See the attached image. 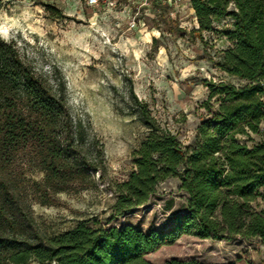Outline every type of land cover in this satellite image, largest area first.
Here are the masks:
<instances>
[{"label":"trees","instance_id":"16d2710c","mask_svg":"<svg viewBox=\"0 0 264 264\" xmlns=\"http://www.w3.org/2000/svg\"><path fill=\"white\" fill-rule=\"evenodd\" d=\"M189 1L199 24L192 34L202 42L216 21L233 20V29L225 32L231 45L213 63L246 83L205 81L211 117L188 146L165 131L130 88L150 133L133 154L134 169L116 184L112 218L150 204L159 185L176 179L184 202L175 209L174 197L165 201L163 210L173 217L165 229L90 220L54 236L40 229L27 189L35 202L55 205L59 193L93 187L96 172L103 176L107 170L105 148L91 137L89 123L73 115L63 77L38 72L14 40L0 35V264H153L147 253L184 234L259 238L264 244V209L259 208L264 201V0ZM162 20L170 32H184L176 19L162 15ZM214 97L216 108L210 103ZM21 156L44 173L43 181L26 177L17 164ZM166 264L208 263L173 258Z\"/></svg>","mask_w":264,"mask_h":264},{"label":"rangeland","instance_id":"374dc122","mask_svg":"<svg viewBox=\"0 0 264 264\" xmlns=\"http://www.w3.org/2000/svg\"><path fill=\"white\" fill-rule=\"evenodd\" d=\"M162 15L176 19L184 32H170ZM195 28L199 29L198 19L189 0L170 8L155 0H0L1 37L14 40L38 72L63 77L73 115L89 123L91 137L105 148L107 170L103 176L96 172L93 187L59 193L55 205L35 202L27 189L45 234L63 233L83 220L105 226L131 224L144 231L172 224L173 217L163 207L171 197L175 209L183 205L176 179L159 185L150 204L112 218L115 187L134 169L133 154L150 133L136 112L131 87L161 127L188 146L197 141L201 123L211 117L205 108L211 89L205 81L246 83L213 63L231 45L225 32L233 29V20L216 21L213 31L203 32V42L192 34ZM217 99L210 102L215 108ZM17 164L27 178L43 181L44 173L25 157ZM259 208L264 209V201L259 200ZM145 257L153 264L173 258L264 264V244L259 238L217 240L184 234Z\"/></svg>","mask_w":264,"mask_h":264},{"label":"built area","instance_id":"2783aa9c","mask_svg":"<svg viewBox=\"0 0 264 264\" xmlns=\"http://www.w3.org/2000/svg\"><path fill=\"white\" fill-rule=\"evenodd\" d=\"M98 0H94V2H97ZM146 1H150V0H146ZM155 1H158V3H162L165 7H173L178 1L180 0H155ZM230 9H235V6L233 5V3H230ZM158 11H160L158 9ZM139 12V11H138ZM136 12V13H138ZM167 214H169V211L166 212ZM115 225H118V224H115Z\"/></svg>","mask_w":264,"mask_h":264},{"label":"crops","instance_id":"0c3cea01","mask_svg":"<svg viewBox=\"0 0 264 264\" xmlns=\"http://www.w3.org/2000/svg\"><path fill=\"white\" fill-rule=\"evenodd\" d=\"M215 264H221V263H215Z\"/></svg>","mask_w":264,"mask_h":264},{"label":"bare ground","instance_id":"6f19581e","mask_svg":"<svg viewBox=\"0 0 264 264\" xmlns=\"http://www.w3.org/2000/svg\"><path fill=\"white\" fill-rule=\"evenodd\" d=\"M4 30V29H3ZM6 30V29H5Z\"/></svg>","mask_w":264,"mask_h":264}]
</instances>
